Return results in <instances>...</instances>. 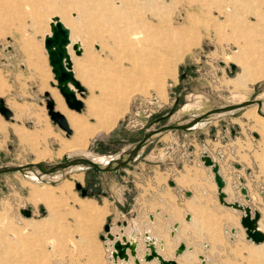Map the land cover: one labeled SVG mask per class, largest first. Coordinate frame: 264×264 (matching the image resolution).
I'll list each match as a JSON object with an SVG mask.
<instances>
[{
	"label": "rangeland",
	"instance_id": "rangeland-1",
	"mask_svg": "<svg viewBox=\"0 0 264 264\" xmlns=\"http://www.w3.org/2000/svg\"><path fill=\"white\" fill-rule=\"evenodd\" d=\"M63 13L69 18L63 21L71 35L83 44L79 56L71 51L73 71L85 88L80 112L69 110L52 84L55 80L43 47L48 18H61ZM130 20L138 23L141 34L148 33L149 27L162 26L174 32L190 30L193 39L173 42L176 50H155L153 84L144 82L141 90L130 94L113 128L94 131L85 149L112 153L140 138L155 117L170 109L174 111L157 125L251 97L264 99V74L239 90L225 84L242 74L239 57L264 45V0H0V97L12 111L9 118L0 113V162L63 159L58 137L69 140L74 131L70 123L67 132L51 119L44 91L56 92L67 110L85 117L88 125L97 122L86 116L88 99H94L99 108L110 105L100 85L102 79H108L104 61L109 67L127 64L121 39L116 43L112 36L119 37L120 29L132 25ZM247 107L193 129L166 131L150 142L135 162L116 172L94 167L70 171L59 180L66 177L72 182L70 189L53 191L62 195L47 203L29 199L33 185L20 171L1 172L0 264H115L106 250L108 241L99 235L105 234L106 222L114 232L124 226L117 221L130 218L137 221L140 231L146 225H157L153 232L158 229L155 234L165 235L169 249L172 247L169 258H175L177 244L184 241L189 250L175 258L178 264H205L200 255L206 256V264H264V243L255 246L246 238L240 209L218 201L210 165L201 159L202 154H209L218 162L227 182L225 200L257 209L259 226L264 220V131L244 115ZM15 126L22 127L15 131L25 132L26 140L18 137ZM42 152L48 155L39 157ZM97 175L99 183L95 182ZM76 181L87 189L85 195L75 186ZM241 186L247 189L248 199ZM88 199L105 204V216H98L95 207H84ZM25 207L31 209V220L21 211ZM197 208L207 214L200 230L182 216L185 212L192 215ZM174 211L180 212L176 219L181 224L171 236L173 220L166 212ZM228 218L238 225L237 230ZM139 245L145 247L141 239ZM189 257L191 261L186 262ZM123 264L135 263L130 258Z\"/></svg>",
	"mask_w": 264,
	"mask_h": 264
},
{
	"label": "bare ground",
	"instance_id": "bare-ground-1",
	"mask_svg": "<svg viewBox=\"0 0 264 264\" xmlns=\"http://www.w3.org/2000/svg\"><path fill=\"white\" fill-rule=\"evenodd\" d=\"M54 17H58L59 20L64 24V26H66L69 29V27L67 25H65V23L63 21V20H65V21L69 20L67 15H65V13H63L61 18L59 15H53V16L49 17L48 18V27H49V23L52 21V18H54ZM130 24H132V25L129 27H125V29L122 28L118 31L119 37H116L115 35L112 36L115 39L116 43H117L118 39H121L120 44L123 47V49L121 47V50H123V52L125 53L123 58L126 59L127 64L125 65V64L119 63L117 65H114V67H109L108 64L105 65L106 61H104L105 62L104 67L106 69L105 72L108 74V77H107L108 79H106V80L102 79L103 81L102 80L100 81L101 82L100 85H101V88L104 89L106 99L108 98L107 100L109 101L110 105H108V103H107V106L104 104L103 108H99L101 106L97 107L94 99H92V98L88 99V109H87V115L86 116L95 117V119L97 121L95 124L88 125L85 117H82V116H79V115H76V114L69 112L67 110V108H69V107L66 104L65 105L67 106V108L64 106L62 100L57 95V93L54 91L53 92L50 91V93L53 96L52 98H54V100H55L54 101V104H56L55 109H58L59 111H61L64 114L66 119H68L67 121H69L68 123H70V125L74 131L72 138L69 140H65V139H62L61 137L57 136L58 141H59V147H60L59 153L67 154V155H77V154L82 153V154H86V155L91 156L92 158L100 161L101 163H105L111 156H113V154H97V153L91 152L88 149H85V146L88 142L89 137L94 133V131L99 130V129H103L105 131H110L113 128L114 124L116 123L117 119L122 115V111L120 110V108L124 106L128 96L130 94L138 91V90H141L144 82H146L147 86L150 85L148 83L151 81L153 84V77H155L154 71L157 69L156 62L154 61V59H156L155 50H176L177 49L176 46H175L176 48H174V47H173L174 49L172 48L173 42L175 43V41H178V40L190 42L191 39H193V38H191V35L189 33L190 30L189 31L188 30H180L179 32H174V31H171L168 29L166 30L162 26H157L155 28L149 27L147 30L148 33L141 34V32L139 31L140 26L138 25V23L135 24V23H133V20H130ZM161 33H164V34L160 35V37H159L158 35ZM47 34H50V27H49V30L45 32V34L43 36V40H44L45 35H47ZM69 37H70V43H69L67 49L69 50V53L71 55L72 68L74 70L73 55L71 52V51L74 52L73 44H77V46L80 50L83 49V47H82L83 44L80 42V40L73 38V36L71 35L70 29H69ZM142 40H146L147 43L145 45H143ZM184 43H182V44H184ZM191 43H193V42H191ZM98 47L99 46L97 44H95V48H98ZM251 49L252 50H249L246 54L240 56L238 61H237V63L241 65L242 74H239V75L235 76V78H232L228 81H225V84L227 86H231L233 89L239 90V88H241V87L242 88L246 87L248 82H252L264 74V45L261 47V50H259L258 48L256 49L254 47H252ZM45 52H46V50H45ZM81 53H82V50L79 54H76V53H74V54L76 56H79ZM169 54H170V56L172 55L170 52H169ZM46 55H47V53H46ZM124 63H125V61H124ZM231 65H234V64H231ZM74 76H75V72H74ZM83 76H85V75L83 74ZM70 85L72 86V84H70ZM76 95L80 98L83 97L79 94V91H76ZM113 101L115 102L114 104L112 103ZM186 106L187 105H185L184 107H186ZM248 107H249V109L244 113V115L247 118L254 120L255 123H257L261 127V129L264 131V99H262L260 111L258 110L256 103L249 104ZM69 110L75 111V112H80V111H77V110H74L71 108H69ZM225 114H227V113H225V111L213 112L206 119L199 121L195 126H199V125H201L205 122H208V121H215V120H217V118H219L220 116H223ZM192 116H193V113H190L184 117L179 118L178 120L179 121H186V120L190 119ZM20 135H21L22 140H26L27 134L25 132H21ZM44 155H48V154L42 152L41 156L39 155V157H43ZM78 166L79 165L74 164V165H71V168L81 171L82 169H78ZM210 168H211V166H210ZM103 171H106V170H103ZM107 171H109V170H107ZM211 172H212L213 177H214V173L212 170H211ZM41 176L44 177L45 180L38 179L37 176L35 175V173L32 171H29V173H26L23 175V177H25L26 181L33 182V183H41V184H46V185H52L53 181H50L52 179H54L55 183L59 182V180L61 179L60 173L42 174ZM238 178L241 179L240 176ZM65 182H64V184H61L59 187H55V188H53V187L47 188V186L41 187L42 189L40 188L37 190V194L40 195L41 193H45L47 190L48 191L50 190L52 192L58 191L61 193L64 191V189L68 188L69 186H72L71 183L65 184ZM226 186H227V182L222 188L224 192H225ZM37 188L35 186V190ZM226 194L227 193H225V196H226ZM217 198H218V190H217ZM225 199H226V197H224V200ZM218 201H219V198H218ZM219 202L221 204H223L221 201H219ZM30 216H25V217L29 218ZM189 219H190V216H189V218L185 217L186 221H189ZM259 220H260V216L258 218L257 225L259 223ZM127 225H128V222L126 225H124L122 227H125ZM172 227H173L172 230L174 231V233L171 236H174L178 227L175 229L174 224ZM258 228L261 229L262 231H264V220L260 222ZM231 231L234 232L235 230L231 229ZM121 233L124 234V230H123V232L119 231L117 235L120 237ZM170 234H171V231H170ZM149 236H150L149 231H145L144 232L145 238H143V242L147 238V239L152 240L154 242V244H155V246L159 252L160 251L162 252L165 250L163 241L157 240L158 241L157 242L158 244H157ZM126 238L128 240H130L131 242H135L136 247L139 246V241H137V239H135L133 237H127V236H126ZM101 240L105 241V242L108 241L105 244L106 250L108 251L109 258L112 259V261L115 264L127 263L130 260V258H133V262L135 264H142V262L151 263L153 260H157V262L159 264V261L156 257L152 258L151 260H145L144 259V252L146 249H148L147 246L144 247L143 252H140L141 250H137V253L135 256L129 254V257L127 259L119 258V257L114 258L112 256L113 247L111 245V243H112L111 240L109 238H105V239H101ZM253 243L259 245V244L264 243V240L259 241V242L253 241ZM144 245H145V242H144ZM187 248L188 247L186 246L185 249L178 254H176L174 251L175 258L178 255H183L184 252L187 250ZM135 257L138 258L139 262L136 263L134 261ZM199 258H201L202 263L206 264L207 258L205 255H203V256L200 255Z\"/></svg>",
	"mask_w": 264,
	"mask_h": 264
},
{
	"label": "water",
	"instance_id": "water-1",
	"mask_svg": "<svg viewBox=\"0 0 264 264\" xmlns=\"http://www.w3.org/2000/svg\"><path fill=\"white\" fill-rule=\"evenodd\" d=\"M50 34L45 35L43 40V46L47 53L48 63L51 67V71L53 73V78L55 81L52 84L59 89V92L63 96L65 104L74 110L79 111L83 102L80 97L76 95V91H79V94L82 96L85 90L84 86L79 82V80L74 76L73 68H72V60L69 50L67 49L70 43L69 37V29L64 26V24L59 20L58 17L52 18V21L49 23ZM74 53L79 54L81 50L78 48L77 44H73ZM234 67V65H231ZM184 76V73L181 75ZM72 84V86L70 85ZM76 89V90H75ZM45 95V105L47 107V112L50 115L51 119L57 123L61 128L65 129L67 132L71 131V127L64 116V114L55 109L54 99L49 95L48 91H44ZM262 99L251 97L244 99L242 101L232 102L225 105H220L216 107L209 108L203 112L193 113V116L186 121H179L176 119L170 123H161L158 124L160 119L168 116L174 109H170L161 115L155 117L144 130L143 135L126 144L123 145L120 149L107 154H113L105 163H101L100 161L92 158L86 154H77V155H67L63 154L62 160H38V161H27L24 163H11V162H0V173L18 170L23 175L32 171L35 173L38 179L45 180L42 177V174H52V173H60L61 177L66 175L70 171H74L75 169L71 168V165H79L78 169H86L89 167H94L98 170H115L127 162L135 160L140 153H142L147 145L153 141L159 134L166 130L170 129H190L195 127V125L206 119L210 114L216 111H225V113L230 112L231 110L248 106L249 104H257L258 110L260 111ZM0 113L5 117H11L12 111L6 105L3 97H0ZM201 159L203 160L205 165H210L211 170L214 173V180L217 185L218 190V198L226 206H231L236 209H240L242 211L240 215V223L245 229L246 238L251 239L254 242H259L264 240V232L258 228L257 221L260 216V213L257 209H251V207L243 202L239 201H227L224 200L225 192L223 191V186L225 185V181L219 172V164L218 162L211 157L209 154H202ZM54 182V179L50 180ZM171 185L174 184L172 179L169 180ZM75 186L80 189L81 195H85L87 193V189L81 186L79 181L75 182ZM190 190H186V194H190ZM241 192L244 193L245 198L248 199L247 189L244 186H241ZM23 214L30 215L31 209L29 207L22 208L21 210ZM190 213L187 212L185 214L186 218H189ZM118 225L127 224L126 220L122 222L118 221ZM175 229L178 226V222H174ZM105 234L101 233L99 237L101 239L109 238L111 240L112 256L125 258L127 259L130 255L135 256L137 253V247L135 242H131L126 238V236L121 233L120 237L117 235L118 232L111 231V225L106 222L104 224ZM121 232H123V227L119 228ZM174 233L171 230V235ZM145 246L148 249L144 252V259L151 260L156 257L159 261V264H178L174 258H166L164 257L156 248L154 242L149 239H145ZM186 245L184 241H180L176 248L175 253L178 254L185 249ZM128 250V251H127ZM134 261L139 262L138 258L135 257Z\"/></svg>",
	"mask_w": 264,
	"mask_h": 264
},
{
	"label": "crops",
	"instance_id": "crops-1",
	"mask_svg": "<svg viewBox=\"0 0 264 264\" xmlns=\"http://www.w3.org/2000/svg\"><path fill=\"white\" fill-rule=\"evenodd\" d=\"M48 61V60H47ZM75 72V71H74ZM214 122V121H213ZM3 125V124H2ZM4 126V125H3ZM14 128V131H15V128H19V129H21L22 127H13ZM194 127H192V128H190V129H193ZM5 129H6V126H5ZM5 129H3L1 132H3ZM99 130H103V129H99ZM170 130H172V129H170ZM170 130H166L167 132L168 131H170ZM183 130H185V129H183ZM188 130V129H187ZM24 131V130H23ZM105 131V130H104ZM166 131H164V132H162L161 134H159L155 139L157 140L162 134H165V132ZM106 132H108V131H106ZM15 133L18 135V137L20 138L21 137V135L18 133V132H16L15 131ZM28 136V135H27ZM60 137V136H59ZM108 137H109V135H108ZM30 139H32V138H30ZM154 139V140H155ZM191 139H193V138H191ZM22 140V139H21ZM152 142V141H151ZM138 158V157H137ZM137 158L135 159V160H132V161H129V162H127L125 165H123L122 167H120V168H118V169H115V170H109L110 172H116V171H118L119 169H124L125 168V166H127V165H131L133 162H135L136 160H137ZM140 165V164H139ZM138 165V166H139ZM102 171V170H101ZM219 171H220V173H221V175H222V172H221V168H219ZM105 172H108V171H105ZM79 173H77V175H78ZM122 177V176H121ZM121 177H120V179L119 178H117L119 181H121ZM97 178H99V175H97V177H96V180H97ZM66 179V180H65ZM122 180H123V177H122ZM66 181V182H65ZM64 182H65V184H72V182H70L67 178H64V179H62L61 181H59V182H57L56 184H58V185H49V188H55V187H59L61 184H64ZM96 183H99V179L97 180V181H95ZM33 186H30V184H29V186L31 187V189H30V194H29V199L30 200H32L33 202H38V201H41V202H43V203H47V201L49 200V199H53V197L55 196V195H57V196H59V195H62V194H59L58 192V194L56 193H51L52 191H50L49 193H48V190L45 192V193H41L40 195H38L37 194V190L38 189H40L42 186H43V184H41V183H33V182H30ZM114 183H118L117 181L116 182H114ZM120 183V182H119ZM175 183V182H174ZM35 184V185H34ZM46 185V184H45ZM35 186H36V190H35ZM34 187V188H33ZM70 187L71 186H69L68 188H66L65 190H67V189H70ZM42 189V188H41ZM103 192L104 193H106L105 192V190H103ZM35 199H36V201H35ZM79 199V198H78ZM192 198L190 197L189 199H188V201H190ZM83 201H84V199H82ZM89 201H85L84 202V207H87V206H91V207H95V208H97V212H99V215L98 216H105V214H106V210H108L107 209V206L105 205V204H98V202L95 200V199H88ZM90 201H94L95 203H97L98 205H96L95 203H93V202H90ZM190 205L191 204H188V207H190ZM187 207V208H188ZM48 210V209H47ZM48 212H54V210L53 209H50V210H48ZM108 212V211H107ZM93 212H88V214L89 215H91ZM167 214H168V216L173 220L172 221V226H173V224H174V222L176 221V222H178L179 224H181L180 223V221H178L177 219H176V216L178 217L179 216V213L180 212H166ZM187 212H185L182 216H184V218H185V214H186ZM190 213V212H189ZM205 215H207V214H205ZM204 212H203V208H197L196 210H195V212H192V215H191V213H190V219H189V221H187V222H190L191 220V222H192V224H191V226L193 225V227L195 228V229H197V230H200V229H203V224H204ZM150 217H151V219H153L154 218V220H152V222L151 223H153V224H155L156 223V219H155V217L151 214L150 215ZM32 218H26V220H31ZM227 221H229L228 223H230V224H233V225H235L236 227V229H237V227H238V225H236V223L234 222V220L232 219H227ZM236 221L238 222V220H237V217H236ZM118 222V221H117ZM128 225H127V227L125 228V227H123V230H124V234L127 236V237H133V238H135V239H137V241H139L140 239L143 241V238H145L144 237V232L145 231H149V233H150V238H152L154 241H155V243H157L158 241L157 240H159V241H163V244H164V247H165V250L164 251H162L161 252V254L163 255V256H165V257H168L169 258V256H171V254H172V247L170 246V249H169V244L167 243V240L164 238V236L165 235H163V234H161V235H157V234H155L156 232H158V229H156V231L155 232H153V227L154 228H157V225L155 224V226H151V227H149V226H144L141 230L142 231H140L138 228H137V221L135 220V219H129L128 221ZM178 224V229H177V231L179 230V225ZM115 231H117V232H119L118 230H115ZM114 231V232H115ZM176 231V232H177ZM217 235H215V237H216ZM158 244V243H157ZM255 246H258L257 244H254ZM260 245V244H259ZM137 250H141L140 252H143V250H144V248H140V245L137 247ZM168 250V251H167ZM188 251V249L184 252V254L183 255H185L186 254V252ZM182 257V255H180V258ZM189 261H191V257H189L188 258V260H186V262H189ZM145 264V263H144ZM146 264H156V260H153L151 263H146Z\"/></svg>",
	"mask_w": 264,
	"mask_h": 264
}]
</instances>
